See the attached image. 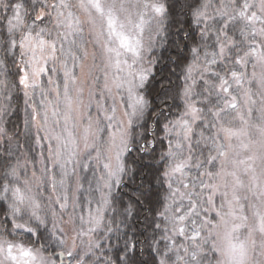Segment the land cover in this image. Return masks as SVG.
<instances>
[{"label": "snow or ice", "instance_id": "obj_1", "mask_svg": "<svg viewBox=\"0 0 264 264\" xmlns=\"http://www.w3.org/2000/svg\"><path fill=\"white\" fill-rule=\"evenodd\" d=\"M0 264H264V0H0Z\"/></svg>", "mask_w": 264, "mask_h": 264}, {"label": "trees", "instance_id": "obj_2", "mask_svg": "<svg viewBox=\"0 0 264 264\" xmlns=\"http://www.w3.org/2000/svg\"><path fill=\"white\" fill-rule=\"evenodd\" d=\"M21 115H22V113H21Z\"/></svg>", "mask_w": 264, "mask_h": 264}]
</instances>
